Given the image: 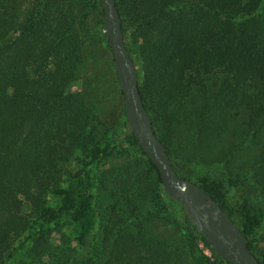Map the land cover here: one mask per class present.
Returning <instances> with one entry per match:
<instances>
[{
    "label": "rangeland",
    "instance_id": "obj_1",
    "mask_svg": "<svg viewBox=\"0 0 264 264\" xmlns=\"http://www.w3.org/2000/svg\"><path fill=\"white\" fill-rule=\"evenodd\" d=\"M119 1L145 102L179 172L200 181L227 179L230 196L264 202L263 89L248 75L251 69L219 66L212 57L224 50L233 22L204 15L182 46L164 49L158 58L168 20L192 15L191 2L174 0L149 24L139 18L136 0ZM104 22L97 0H0V43L7 45L0 50V86L8 76L9 92L22 85L26 101L36 91L35 110L24 106L20 149L35 161L27 159L0 193V264L71 261L79 247L68 216L40 235L31 231L41 209L59 205L53 189L67 185L80 159L98 142L115 138L94 171L98 218L91 252L97 264H203L202 253L214 259L199 238L197 250L189 248L198 234L180 202L158 183L146 155L122 142L124 97L108 38L102 37ZM256 30L250 22L247 38ZM252 239L264 260V223Z\"/></svg>",
    "mask_w": 264,
    "mask_h": 264
},
{
    "label": "trees",
    "instance_id": "obj_2",
    "mask_svg": "<svg viewBox=\"0 0 264 264\" xmlns=\"http://www.w3.org/2000/svg\"><path fill=\"white\" fill-rule=\"evenodd\" d=\"M97 1L100 3V0ZM136 1L140 10L139 18L142 19L143 22L149 24L152 22V19H154V24L158 18H162L169 9V6L174 4V0ZM188 1L191 2L190 10L192 11V15L177 13L174 19L171 17L168 20L166 25L167 30L164 29V36H166L162 42L161 51L157 53V57L159 58L162 56V50L164 49H173L172 46H182L190 28L193 26V22L203 18L204 15L212 16L217 20L225 19L227 22L232 21V34L224 35L223 38L226 40L222 41L224 43V50L226 49L227 51H220L213 56L212 53H210L209 56L216 58L219 66L223 65L235 69H251L248 75L252 76L253 80H257L254 81V84H258L257 86L263 89L262 104L264 105V0H256L255 2L252 1L251 3L243 5L242 0ZM117 5L122 16L123 30L125 32L123 10L119 0H117ZM240 15L247 19L254 18L256 22L252 20L247 21V19L237 21V17ZM250 22H253L257 28L254 32V38H247L246 36V31L248 30ZM101 33L102 37H106L102 31ZM6 46V42L1 41L0 50ZM128 49L133 57L129 46ZM8 80H10L8 76L4 77L0 86V193L6 190L8 178L15 170L23 169L28 166V158L26 159L23 152H20V149L24 147V144L21 143V132L24 123L22 115L26 103H29L30 110H35V107L32 105V100L36 97L34 87L31 100L26 101L25 94L27 88L24 89L22 85L15 87V92L11 94L9 92L11 85H9ZM259 81L262 82V85L258 83ZM140 90L145 102L144 90L141 85ZM145 105L147 106L146 102ZM33 119H36V117ZM34 123L36 124L37 121ZM126 125L127 127L124 130L122 142L124 141L131 148L146 155L148 162L157 172L158 183L163 186L158 168L148 157L135 133L130 129L128 122ZM117 140H119V138L98 142L80 159L77 169L67 185L53 189L54 196L60 200L59 205H50L41 209V215L36 221L38 227H34L31 231L32 236L40 235L53 222L64 216H68L74 224V239L79 247L78 253L68 264H97V260L91 252L95 243V228L98 218L94 196V171L98 165L109 157L111 148ZM165 145L179 175L201 185L220 202L222 207L244 233L250 249L259 262L264 264V260L259 255L260 250L252 239L264 223V202L254 201L247 195L230 196L228 194L229 188L226 181L227 179L201 178L200 181L183 175L176 167V162L170 152V146L167 143H165ZM18 149L19 152H17ZM40 154L41 152H38V155ZM34 161L35 160H29L30 165H33ZM170 216L172 217V215ZM185 216L193 230L198 234V237L189 241V248L193 251L197 250L199 247V238L206 245L211 252V256L214 258L212 261L209 256L202 253V256L199 257L200 259L202 258L201 262L203 264H227L224 259L214 252L208 239L198 231L188 216L186 214Z\"/></svg>",
    "mask_w": 264,
    "mask_h": 264
},
{
    "label": "water",
    "instance_id": "obj_3",
    "mask_svg": "<svg viewBox=\"0 0 264 264\" xmlns=\"http://www.w3.org/2000/svg\"><path fill=\"white\" fill-rule=\"evenodd\" d=\"M104 9L103 34L114 55L118 84L130 129L158 168L167 193L179 201L183 211L209 241L214 252L227 264H261L250 249L240 227L220 202L196 182L176 171L165 143L156 133L145 105L134 58L125 41L123 20L117 0H100Z\"/></svg>",
    "mask_w": 264,
    "mask_h": 264
}]
</instances>
